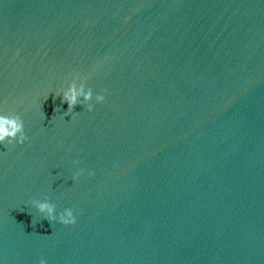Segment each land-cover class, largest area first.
Segmentation results:
<instances>
[{"label":"water","instance_id":"95a60500","mask_svg":"<svg viewBox=\"0 0 264 264\" xmlns=\"http://www.w3.org/2000/svg\"><path fill=\"white\" fill-rule=\"evenodd\" d=\"M192 0H0V106L127 43Z\"/></svg>","mask_w":264,"mask_h":264},{"label":"clouds","instance_id":"9594fccd","mask_svg":"<svg viewBox=\"0 0 264 264\" xmlns=\"http://www.w3.org/2000/svg\"><path fill=\"white\" fill-rule=\"evenodd\" d=\"M60 93H57L59 96ZM94 99L93 90L89 87L86 89L85 84L81 83L77 87L76 83L73 82L70 86L63 90L62 93V103H67L68 109L64 114L70 115L74 112L77 105L83 103L87 107V111L91 112L94 110V105L92 103ZM105 96L98 94L95 96L96 103H103ZM58 109H55V111ZM29 137L25 132L24 121L21 116L15 114L13 116L0 115V144H20L23 145L27 142ZM83 174V170L76 174L75 178H78ZM94 174V173H90ZM34 207L43 214L44 220H47L51 225L55 223H60L62 225H75L77 220L72 209H65L64 211L57 214L56 205L51 203L48 199L44 201H32ZM39 264H47L44 258H41Z\"/></svg>","mask_w":264,"mask_h":264}]
</instances>
